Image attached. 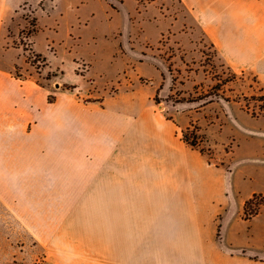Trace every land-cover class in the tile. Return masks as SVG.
<instances>
[{
    "label": "crops",
    "instance_id": "crops-1",
    "mask_svg": "<svg viewBox=\"0 0 264 264\" xmlns=\"http://www.w3.org/2000/svg\"><path fill=\"white\" fill-rule=\"evenodd\" d=\"M172 1L232 71L264 72V0ZM23 6L16 0L9 22ZM145 44L91 101L56 91L50 103L48 87L0 64V264L70 249V197H99L105 209L100 264H264V208L243 217L264 189L180 137L188 118L161 99L172 83Z\"/></svg>",
    "mask_w": 264,
    "mask_h": 264
},
{
    "label": "rangeland",
    "instance_id": "rangeland-1",
    "mask_svg": "<svg viewBox=\"0 0 264 264\" xmlns=\"http://www.w3.org/2000/svg\"><path fill=\"white\" fill-rule=\"evenodd\" d=\"M28 1L32 7L16 10L10 22L16 0H8L0 11V64L4 68L15 64L14 77L48 87L47 100L52 102L56 91L91 101L96 85L110 84L131 69L146 43L147 49L157 50L156 59L172 83L171 93L161 99L179 105L177 111L188 118L187 128L192 124L189 131L197 149L214 163L230 160L231 168L246 177L245 187L264 189V111L248 100L264 94V72L232 71L204 31L183 23L178 1ZM34 50L43 59L35 58ZM154 101L159 103L160 98L156 95ZM185 132L179 133L182 139ZM98 198L70 197V249H27L26 261L12 258L10 264H100L98 224L105 209L100 210ZM66 245L60 241V246Z\"/></svg>",
    "mask_w": 264,
    "mask_h": 264
},
{
    "label": "trees",
    "instance_id": "trees-1",
    "mask_svg": "<svg viewBox=\"0 0 264 264\" xmlns=\"http://www.w3.org/2000/svg\"><path fill=\"white\" fill-rule=\"evenodd\" d=\"M34 23H37V20L34 21ZM36 30L33 31V33H35ZM34 57L35 58H42L43 56L41 54H34ZM43 59V58H42ZM17 79H21L20 76H16ZM245 108L246 110H249V104H248V101L247 99L245 98ZM248 100H253V101H256L257 102V109L260 111V112H263L264 111V94L259 96V97H256V96H252L250 97V99ZM155 101L157 102V99H155ZM48 102H52V98H48ZM253 114V113H252ZM192 124H190L191 126ZM189 126V127H190ZM189 127L186 129V132L183 134V140L188 143L191 147L193 148H196L197 149V146H196V137L195 135H193V133L191 132L190 133V129ZM191 137V139H190ZM200 153H203V150H200ZM255 200L258 201L257 203H255ZM254 204H260V206H263L264 207V196L261 195V194H254L249 200H247L244 204V211H243V217L244 219L248 220L250 218H252L253 216L257 215L259 213L260 210H257V209H254L252 208V206Z\"/></svg>",
    "mask_w": 264,
    "mask_h": 264
}]
</instances>
